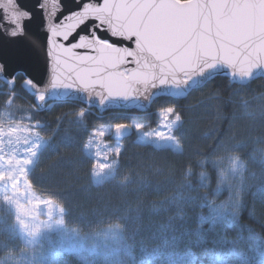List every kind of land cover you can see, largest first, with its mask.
I'll use <instances>...</instances> for the list:
<instances>
[{
  "label": "trees",
  "instance_id": "16d2710c",
  "mask_svg": "<svg viewBox=\"0 0 264 264\" xmlns=\"http://www.w3.org/2000/svg\"><path fill=\"white\" fill-rule=\"evenodd\" d=\"M25 83L23 75L12 86L0 80V125L7 115L15 123L42 125L35 129L46 145L28 173L31 187L64 210L67 226L92 236L109 229L115 234L114 248L98 255L70 253L60 233L48 234L39 250L45 264H169L168 256L177 248L192 253L191 264H213V254L223 248L219 241L237 233L245 238L237 245L244 254L242 264H264V239L247 240V229L264 237V163L251 160L264 151V77L237 84L217 76L184 99L156 98L147 112L153 115L152 126L155 112L175 109L181 123L174 134L181 150L143 145L133 133L121 142L124 149L116 160L117 176L133 180L124 189L94 183V161L85 147L96 127L145 123V116L135 110L99 113L71 101L41 108ZM235 155L250 168L246 175L254 177L240 195V226L200 227V216L211 218L213 205L231 199L219 177L226 159ZM200 235L203 243L197 242ZM40 259L29 258L14 215L0 204V264H43ZM226 264L238 261L229 255Z\"/></svg>",
  "mask_w": 264,
  "mask_h": 264
},
{
  "label": "water",
  "instance_id": "95a60500",
  "mask_svg": "<svg viewBox=\"0 0 264 264\" xmlns=\"http://www.w3.org/2000/svg\"><path fill=\"white\" fill-rule=\"evenodd\" d=\"M14 2L22 13L23 32L15 37L9 35L13 26L6 19L4 7L0 6V67L4 69L0 80L12 86L16 77L23 75L26 90L43 97L38 98L41 108L52 101H71L94 107L99 113L109 110L143 113L156 98L184 99L217 76L230 78L237 84L264 77V56L249 59L251 47L245 42L227 40L211 16H200L187 23L162 20L157 27V46L144 47L135 57H128V62L116 66L82 64L81 69H95L86 80L76 72L61 74L54 67L55 60L47 55L50 25L75 26L76 33L65 43L74 42L82 34L94 43L98 39V47H104L107 41L117 46H134V41L119 38L122 29L118 27L115 11L104 10L112 0ZM6 3L7 0H0V5ZM250 23V19H242L234 28L240 30ZM226 49L236 53L230 60L225 58ZM77 51L95 55L86 49ZM252 63L258 67L252 68ZM137 70L141 74L130 78ZM119 73L124 74L127 86L109 87L108 78ZM121 126L119 135L116 128L113 130L114 141L121 142L134 133L131 126Z\"/></svg>",
  "mask_w": 264,
  "mask_h": 264
},
{
  "label": "snow or ice",
  "instance_id": "6c2138e0",
  "mask_svg": "<svg viewBox=\"0 0 264 264\" xmlns=\"http://www.w3.org/2000/svg\"><path fill=\"white\" fill-rule=\"evenodd\" d=\"M3 6L6 12V19L13 26V30L9 35L15 37L18 33L23 32L22 13L17 10L14 0H7ZM111 13L115 11V17L118 22V27L122 29L119 38L124 41H134V46H117L112 42H104V47H98L91 38H86L82 34L75 39L74 42L65 43L73 37L76 31L73 25H50V35L48 39L47 55L50 59H54L55 69L61 74L65 72H76L81 79H88L95 69L86 68L81 69L82 64H108L116 66L121 63L128 62V57H135L137 52L142 51L144 47H155L159 41L157 38V27L162 20H175L187 23L200 16H211L215 19L218 31L229 41L245 42L251 47L249 59H255L257 56H264V0H112V3L104 9ZM55 15V13H52ZM242 19H250L251 23L244 28L237 30L234 28L236 22ZM63 41V42H61ZM88 50L87 53L77 50ZM226 60L232 59L236 53L231 49L225 50ZM252 68H257L256 63H252ZM4 69L0 67V73ZM141 74L139 70L135 71L130 78H136ZM14 80V78H11ZM30 83V81H29ZM109 87H126L127 80L124 74H113L107 80ZM43 99L42 96L38 97ZM174 110L169 108L167 110L170 115ZM165 120L168 116L164 117ZM180 120L179 114L175 119L167 125L169 129L173 124ZM117 134H120L121 125L115 126ZM137 130L142 128V125H137ZM106 133H101L104 135ZM162 132L156 133L157 137H161ZM99 155V154H98ZM101 170L110 165L100 164ZM94 175L95 164H94ZM26 171V170H25ZM5 178L11 179V174L6 176L5 173H0V182ZM13 195L16 193L26 194L30 189L19 186V180H15L11 184ZM6 199H11L6 197ZM12 203L17 209V220L21 225V229L28 232L29 235L34 236L38 228H32L29 220L35 219L38 215V209L35 207H27L20 200H12ZM30 204H43L46 201L35 198V201L30 200ZM21 216L26 219H21ZM57 224H62L59 220ZM46 227L51 228V225ZM33 241L29 240L26 243L31 244ZM70 253L78 254L83 251L75 244L69 243L67 249Z\"/></svg>",
  "mask_w": 264,
  "mask_h": 264
},
{
  "label": "rangeland",
  "instance_id": "374dc122",
  "mask_svg": "<svg viewBox=\"0 0 264 264\" xmlns=\"http://www.w3.org/2000/svg\"><path fill=\"white\" fill-rule=\"evenodd\" d=\"M35 96L37 98L39 97L38 95ZM53 102L56 101L49 102L48 104H52ZM94 109L96 110V108ZM168 109L166 108L155 112L157 117L155 121L156 126H152L153 121L151 119L153 115L147 113L148 110L142 113L145 116L143 118L147 120L145 123L128 120L129 122L127 123L114 122L110 125L98 126L94 129L92 137L85 147V151L93 159L95 164V173H97L95 175L93 174L95 184L111 185L121 189L128 188L133 184L132 179L128 177L119 178L116 173L118 164L116 160L124 149V145L121 143L122 141H114L112 139L113 130L117 125L124 124L131 126L134 133L138 135V143L143 145L151 144L157 148L169 147L175 151L181 150V144L174 134L181 120L173 124L172 128L169 129L167 125L175 119L176 113L175 109L172 108L174 111L169 115L167 112ZM165 116H168L167 120L164 119ZM120 117L126 119V117L129 118V115L118 116V118ZM2 122L5 123H1L0 125V173H5L6 176L11 174V179L5 178L0 182V204H3L14 215L17 229L27 248L29 258L31 260L40 259L39 250L42 238L55 232L61 234L67 247H69V243H73L78 248H82L83 251H88L95 255L112 250L115 243V234L112 230L109 229L92 236L91 234L84 233L76 225H72V227L67 226L64 210L52 199L38 195L31 187L28 181V173L34 166L40 151L46 145L45 138L32 126L34 123L31 120L15 123L9 115L5 116V121ZM137 125H142L143 127L137 130ZM102 132L106 134L101 135ZM158 132H162L164 135L157 137L156 133ZM251 160L252 163H264V151L256 152L254 158ZM240 162L238 161L237 164ZM232 163V159H226L225 169L222 172L228 177V180L227 182L221 183L222 190L226 189L231 192V199L228 200L226 203L227 207L224 209L217 207L221 203L213 205L212 217L218 212L230 213L233 210L239 211L241 208V192L246 189L245 187L248 181L254 179L253 175H246V172L250 169L246 163L242 172H233L231 168ZM100 164L110 166L101 170ZM17 179L19 180L20 187L30 189L26 194L16 193L13 195L11 184ZM6 197H10L11 199H6ZM37 197L42 201H46V203H29L30 200L35 201ZM12 200H20L27 207H35L38 209L37 217L29 220L32 228H38L34 236L29 235L28 232L21 229V225L17 220V209L12 203ZM21 219L26 218L21 216ZM59 220H62L63 223L57 224L56 222ZM47 225H51V228L46 227ZM29 240L33 242L31 244L26 243ZM39 261L45 264V258L41 257Z\"/></svg>",
  "mask_w": 264,
  "mask_h": 264
},
{
  "label": "clouds",
  "instance_id": "9594fccd",
  "mask_svg": "<svg viewBox=\"0 0 264 264\" xmlns=\"http://www.w3.org/2000/svg\"><path fill=\"white\" fill-rule=\"evenodd\" d=\"M232 171H243L245 168V163L240 162L237 164L238 161H240V157L238 155H235L232 157ZM205 174L201 173V177H203ZM219 180L221 183L227 182L228 177L222 172L220 173ZM220 209H224L227 207L226 202L221 203L220 205L217 206ZM239 216L240 213L238 210H233L230 213L226 212H218L214 217H205V216H200L199 217V222H200V227L203 226L204 223H209L212 225V229L214 230L217 225L222 230H226L227 228L230 227H239ZM249 232V236L247 237V240L250 242H256L261 239H264L260 234H257L253 232L251 229H247ZM244 237L237 233V236L235 238H229L225 235L219 243L223 245V248L219 252H215L213 254V264H226V257L227 256H232L234 257L237 261L238 264H242L244 260V254L238 249L237 245L241 244L244 241ZM198 243H203L204 242V237L203 235H200L199 240L197 241ZM168 261L169 264H191L192 261V253L187 249H175L173 252H171L168 256Z\"/></svg>",
  "mask_w": 264,
  "mask_h": 264
}]
</instances>
